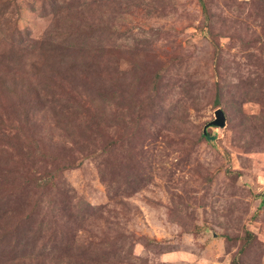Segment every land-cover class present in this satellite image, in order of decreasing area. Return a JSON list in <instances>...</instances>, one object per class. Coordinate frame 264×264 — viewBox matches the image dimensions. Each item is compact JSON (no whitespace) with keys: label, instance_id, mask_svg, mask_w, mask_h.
Wrapping results in <instances>:
<instances>
[{"label":"rangeland","instance_id":"rangeland-1","mask_svg":"<svg viewBox=\"0 0 264 264\" xmlns=\"http://www.w3.org/2000/svg\"><path fill=\"white\" fill-rule=\"evenodd\" d=\"M204 2L0 0V264H264V0Z\"/></svg>","mask_w":264,"mask_h":264},{"label":"trees","instance_id":"trees-1","mask_svg":"<svg viewBox=\"0 0 264 264\" xmlns=\"http://www.w3.org/2000/svg\"><path fill=\"white\" fill-rule=\"evenodd\" d=\"M199 2L203 6L204 11L207 12V8H206V4H205L204 0H199ZM49 34L52 35V32L48 33V35L46 36V40H44V38L42 39L43 44H45V45L47 44V42H49V40H47L49 37ZM62 34H64V33L62 32ZM62 34L60 32L58 37L51 36L53 39L54 38L56 39L57 43H55L53 45V47H51V48H46L45 51H44V49H42L41 53H43V54H40L39 56L41 57L40 59L43 61V63H42L43 67L40 69L39 73L43 77L48 76V77L52 78V75H54L53 72H58V70H63L64 73L69 72V74H70L69 76H71V79H73L74 77L81 79V77L78 76L77 73L75 72L76 67H73L72 65H70L71 61H70L69 57L62 56L65 54V51H68L65 47V39L66 38ZM63 44H64V46L62 47ZM36 45H37V43H36ZM57 45L61 46V47H59V50L55 49V46H57ZM4 86H6V85L4 84ZM217 89H218V91H217V96H216V98H217L216 104L219 102V93H220V89L219 88H217ZM27 90H28V92H26V99L28 102H30L28 104L29 105L32 104L35 107H38L39 103H41L43 101L40 92H38L34 86H31V88H28ZM17 100L21 102V100H19V99H17ZM33 103H36V104H33ZM28 104H27V106H28ZM22 105L24 106L23 103H22ZM36 110H37V112L40 111L38 109H36ZM36 110L32 107H29V108L25 107L24 108V112L26 114L25 116L28 119V121H31V118H34L36 116L35 114L31 115L32 113H36ZM3 122H4L3 118L0 117V125H3L4 124ZM27 125L29 126L30 122H27ZM21 130H22V128H20V131ZM202 137L204 139H206L207 141L211 138V136L207 130H206V133L204 130ZM24 143L28 144V142H24ZM29 144L32 146L31 148L34 151H36L37 153L40 154L41 157L47 158V156L43 153V148L41 146L37 145V143H35V142H34V144L29 142ZM36 176H33L34 178L31 180H29L30 178H27L26 181L28 180L30 182H27V183L25 182V185L28 186V185L34 183L36 186H42L43 187V184L45 185V183H48L52 179V175L49 173H44L43 175H41L40 178H36Z\"/></svg>","mask_w":264,"mask_h":264},{"label":"water","instance_id":"water-1","mask_svg":"<svg viewBox=\"0 0 264 264\" xmlns=\"http://www.w3.org/2000/svg\"><path fill=\"white\" fill-rule=\"evenodd\" d=\"M226 125H227V117L222 109H218L215 112V120H213L206 126L205 133L208 128H212V127L225 128Z\"/></svg>","mask_w":264,"mask_h":264}]
</instances>
